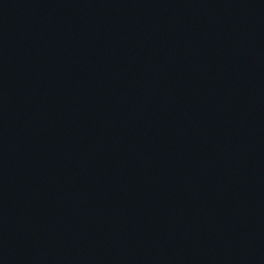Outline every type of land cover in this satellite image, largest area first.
<instances>
[{"label":"water","instance_id":"1","mask_svg":"<svg viewBox=\"0 0 264 264\" xmlns=\"http://www.w3.org/2000/svg\"><path fill=\"white\" fill-rule=\"evenodd\" d=\"M0 264H264V0H0Z\"/></svg>","mask_w":264,"mask_h":264}]
</instances>
